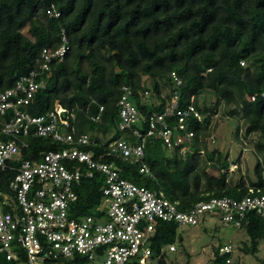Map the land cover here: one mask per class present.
I'll use <instances>...</instances> for the list:
<instances>
[{"label": "trees", "instance_id": "trees-1", "mask_svg": "<svg viewBox=\"0 0 264 264\" xmlns=\"http://www.w3.org/2000/svg\"><path fill=\"white\" fill-rule=\"evenodd\" d=\"M63 30L70 49L63 59L51 63L45 86L28 106L32 114L46 113L58 102L76 108L78 133H91L97 144L89 148L103 154L109 152L113 138L138 141L131 130L118 129V102L125 85L133 89L143 131L150 114L162 112L175 90L182 107L194 96L201 119L193 114L188 118L195 133L187 142L186 156L178 148L169 153L161 138L149 136L144 161L152 175L140 172V162L113 154H106L104 160L115 161L122 177L165 195L183 211L214 197L242 199L264 193V0H0V90L40 70L42 50L58 48ZM203 97H209L211 104L202 105ZM100 107L104 108L101 119L94 121ZM219 110L224 113L217 116L214 129L227 120L230 132L235 130V136L243 138V147L253 142L255 180L229 177L239 158L233 159L228 148L210 146V126ZM241 130L245 133L240 138ZM27 139L30 149L24 158L64 147L47 137ZM1 176L6 186L14 175ZM103 184L100 172L82 179L73 216L89 215L103 202ZM239 227L250 238L241 250L258 253L264 241V218L249 211ZM178 228L176 222L157 224L151 245L158 264H170L169 245L176 243ZM222 246L213 247L211 264H227L234 256V252L221 255ZM186 255L189 258L190 253ZM234 259L240 263L239 257ZM1 260L27 264L25 258ZM47 264H86V259L60 257Z\"/></svg>", "mask_w": 264, "mask_h": 264}, {"label": "built area", "instance_id": "built-area-1", "mask_svg": "<svg viewBox=\"0 0 264 264\" xmlns=\"http://www.w3.org/2000/svg\"><path fill=\"white\" fill-rule=\"evenodd\" d=\"M69 49L63 30L58 48L42 50L40 70H32L21 76L14 87L0 90V178L2 173L14 175L6 186L0 179V264L1 259L22 258L27 264H47L74 256L86 259V264H158L151 240L160 221L197 225L207 216H218L225 224L239 227L249 211L264 218V193L242 199L214 197L183 211L165 195L122 177L115 161L104 160L106 154H113L132 163L140 162V172L152 175L144 161L149 136L161 138L166 148H178L186 156L190 150L187 142L195 133L188 118L193 114L201 119L194 96L182 107L175 90L162 112L150 114L143 131L133 89L125 85L118 102V129L131 130L138 141L124 136L113 138L109 152L103 154L89 148L97 144L91 133H78L76 108L58 102L46 113L32 114L28 106L45 86L51 63L63 59ZM174 78L177 84L182 83L176 74ZM251 100L255 101L256 96ZM103 109L100 107L92 117L94 121L101 119ZM36 136L51 138L64 147L24 158L30 149L27 138ZM98 172L104 180L103 202L89 215L73 216L77 187L83 178ZM169 248L177 249L175 244ZM229 252H234L232 245L220 248L221 255ZM234 260V256L228 258L227 264H236Z\"/></svg>", "mask_w": 264, "mask_h": 264}, {"label": "rangeland", "instance_id": "rangeland-1", "mask_svg": "<svg viewBox=\"0 0 264 264\" xmlns=\"http://www.w3.org/2000/svg\"><path fill=\"white\" fill-rule=\"evenodd\" d=\"M201 103L208 106L211 104V99L203 97ZM223 113L222 110H219V113L213 118L210 126L212 137L210 146L213 148L218 144L223 150L228 148L233 159L239 158L238 165H231L229 177L235 176L239 178L243 175L246 182L255 180L254 166L257 162V157L254 154L253 142H250L247 147H243V138L241 136H244L245 131H240V140L235 136V130H233V133L230 132L227 120H223L222 124L214 129L215 120L219 118L217 116ZM141 119L143 120L142 115ZM253 139H256V137ZM168 151L171 153V149L168 148ZM234 170H238V173ZM209 171L215 173L213 168H209ZM181 238L183 239L181 240ZM249 239L245 229L225 224L218 216H207L197 225L181 224L178 228V239L175 243L177 250L169 252L170 264H211L213 247L225 244L233 246L234 256L240 258L241 264H264V241L260 242V249L256 254H247L241 250V246ZM186 252L190 253L189 258Z\"/></svg>", "mask_w": 264, "mask_h": 264}, {"label": "water", "instance_id": "water-1", "mask_svg": "<svg viewBox=\"0 0 264 264\" xmlns=\"http://www.w3.org/2000/svg\"><path fill=\"white\" fill-rule=\"evenodd\" d=\"M231 123H232V125H233V126H235V123H234V121H231Z\"/></svg>", "mask_w": 264, "mask_h": 264}]
</instances>
